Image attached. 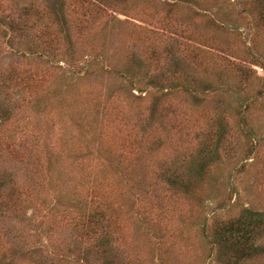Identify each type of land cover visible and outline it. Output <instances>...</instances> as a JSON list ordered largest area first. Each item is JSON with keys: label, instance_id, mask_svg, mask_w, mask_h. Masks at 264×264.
<instances>
[{"label": "rangeland", "instance_id": "obj_1", "mask_svg": "<svg viewBox=\"0 0 264 264\" xmlns=\"http://www.w3.org/2000/svg\"><path fill=\"white\" fill-rule=\"evenodd\" d=\"M247 211L264 0H0V264H264Z\"/></svg>", "mask_w": 264, "mask_h": 264}, {"label": "trees", "instance_id": "obj_2", "mask_svg": "<svg viewBox=\"0 0 264 264\" xmlns=\"http://www.w3.org/2000/svg\"><path fill=\"white\" fill-rule=\"evenodd\" d=\"M179 1H185V0H179ZM207 165H208V161L207 160H204L201 164L198 165V170L196 171L197 172V177L199 179L202 178V175H203V170H205V168H207ZM179 182V181H178ZM170 183L172 184V188H173V191L176 192V193H181V194H187V185L184 183H177V181H170ZM246 217H244V219H247L248 221L246 222L245 220V225L247 226H250L252 228V230L254 229H257L259 226H261L264 222V214H252L251 212L247 211L246 212Z\"/></svg>", "mask_w": 264, "mask_h": 264}]
</instances>
